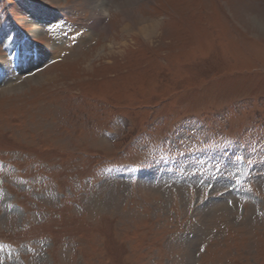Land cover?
Segmentation results:
<instances>
[{
    "label": "rangeland",
    "instance_id": "374dc122",
    "mask_svg": "<svg viewBox=\"0 0 264 264\" xmlns=\"http://www.w3.org/2000/svg\"><path fill=\"white\" fill-rule=\"evenodd\" d=\"M263 18L0 0V64L57 49L0 93V264H264Z\"/></svg>",
    "mask_w": 264,
    "mask_h": 264
},
{
    "label": "bare ground",
    "instance_id": "6f19581e",
    "mask_svg": "<svg viewBox=\"0 0 264 264\" xmlns=\"http://www.w3.org/2000/svg\"><path fill=\"white\" fill-rule=\"evenodd\" d=\"M259 20L260 21H258L257 23L261 27L262 15H261ZM263 20H264V18H263ZM136 22L140 26L139 30L141 32V35H143V36H148V37L151 36L152 32L154 31V28L156 27L154 25V23H146V22H144L143 19H139ZM59 44H60V40L58 42L56 41V45H59ZM24 46H27L26 43L23 46L16 47L13 50V54H12L11 58L8 59V63L5 59L2 60V63L0 64V84L2 82L7 81V80H14V78L19 76V74H18L19 71L22 72L24 69H29V68H32V66H36L39 61L41 62L42 60H44V58L51 57V55H53V52L57 51V49L55 47L54 48L52 47L49 49H44V50L43 49L39 50L38 48H32V49H34V52H33V54H31V56L27 54V55L23 56V58L20 61H18V58L20 57V55H19L20 50L25 49ZM48 47H50V46H48ZM26 48H31V47L27 46ZM11 61H13V62H11ZM30 72H33V71H30ZM21 85H22V78L21 79L18 78L14 81H10V83L6 84L5 87L2 88V90H0V93L5 92L6 90H10V91H7L6 93L17 92L22 88L23 85L22 86Z\"/></svg>",
    "mask_w": 264,
    "mask_h": 264
}]
</instances>
